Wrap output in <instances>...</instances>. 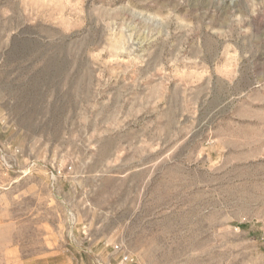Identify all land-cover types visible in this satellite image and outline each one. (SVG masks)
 Segmentation results:
<instances>
[{
    "label": "rangeland",
    "instance_id": "obj_1",
    "mask_svg": "<svg viewBox=\"0 0 264 264\" xmlns=\"http://www.w3.org/2000/svg\"><path fill=\"white\" fill-rule=\"evenodd\" d=\"M0 264H264V0H0Z\"/></svg>",
    "mask_w": 264,
    "mask_h": 264
},
{
    "label": "built area",
    "instance_id": "obj_2",
    "mask_svg": "<svg viewBox=\"0 0 264 264\" xmlns=\"http://www.w3.org/2000/svg\"><path fill=\"white\" fill-rule=\"evenodd\" d=\"M124 260H126V259H124Z\"/></svg>",
    "mask_w": 264,
    "mask_h": 264
}]
</instances>
